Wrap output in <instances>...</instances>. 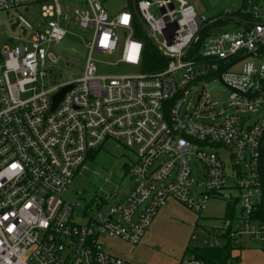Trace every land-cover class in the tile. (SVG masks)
<instances>
[{"label": "built area", "instance_id": "1", "mask_svg": "<svg viewBox=\"0 0 264 264\" xmlns=\"http://www.w3.org/2000/svg\"><path fill=\"white\" fill-rule=\"evenodd\" d=\"M38 4L44 28L34 30L20 17L19 27L32 34L17 37L14 49H0V264H137L111 253L102 237L140 244L170 198L201 213L224 192L242 203V213L208 228L213 240L205 247L229 243L235 250L248 239L264 248V224L254 219L264 185V4L245 0L234 10L243 28L211 36L217 19L187 0H137L147 32L132 6L110 14L101 0H85L74 11L75 24L92 32L82 39L83 74L49 88L51 74L62 76L52 46L69 34L60 1L0 0V13ZM138 25L155 40L165 67L99 76L95 54L143 68L146 39ZM212 82L227 90L226 99L213 97ZM69 86L53 109V97ZM109 140L134 153L133 186L83 206L65 199ZM208 147L227 151L230 174L223 156ZM192 160L205 171L198 198L191 192ZM179 264L208 263L190 251Z\"/></svg>", "mask_w": 264, "mask_h": 264}, {"label": "rangeland", "instance_id": "2", "mask_svg": "<svg viewBox=\"0 0 264 264\" xmlns=\"http://www.w3.org/2000/svg\"><path fill=\"white\" fill-rule=\"evenodd\" d=\"M59 1L64 13L61 24L69 31V34L59 45L52 46V51L60 58V64L55 69L62 70V76L55 77L51 74L45 81L47 88L82 76L88 58V50L82 39L89 41L92 36V32L80 28L74 22V11L84 7L85 0ZM101 1L110 14H119L132 6V0ZM187 1L199 14H204L212 19L234 11L243 0ZM256 1L264 4V0ZM41 14V5L39 4L0 13V49L4 47L14 49L17 37L25 38L32 34L28 31L24 32L25 29L19 27L20 17L30 22L34 30L44 28ZM68 18L71 20L69 24ZM242 28L239 23L228 21L214 25L208 29L207 33L213 36L222 32L238 31ZM118 59L119 55L108 57L95 54L94 60L98 67V75L134 76L146 73L142 67H133L123 63L111 64L117 62ZM243 64L242 62L236 65L233 70H240ZM209 91L213 97L219 100L226 99L228 95L227 90L220 83H210ZM207 149L217 151L223 156L225 171L230 174L231 160L227 151L211 147ZM134 160V153L125 148L123 144L113 140L107 141L100 150L92 154L87 160L86 169L74 179L65 199L77 201L83 206L107 193L125 192L134 184V180L129 174V168ZM192 170L193 185L191 192L193 197L198 198L204 190L202 185L205 181V171L196 160H192ZM229 204L234 206L238 216L241 215L242 203H233V200L227 198L225 192L221 196L210 198L205 203L201 213L176 199L170 198L154 217L152 225L140 244L133 245L123 239L108 236H103L102 241L109 247L111 253L137 264H179L187 252L204 248L205 240H213L207 233V229L221 225V219L227 216ZM86 222V219L82 221V223ZM196 236L198 238H195ZM244 240L242 247L234 250L241 255L240 263L237 262L236 264H247L248 262L261 264L264 261V252H262L264 248L248 239Z\"/></svg>", "mask_w": 264, "mask_h": 264}, {"label": "trees", "instance_id": "3", "mask_svg": "<svg viewBox=\"0 0 264 264\" xmlns=\"http://www.w3.org/2000/svg\"><path fill=\"white\" fill-rule=\"evenodd\" d=\"M245 2V0H243ZM225 15L230 17H239L243 18V16L240 15V12L232 11L230 13H226L220 17H225ZM219 17H214L212 19H216ZM250 19V18H245ZM227 20H223L221 22H218L215 25L226 23ZM138 29L140 31V34L143 38H145V45H146V59L143 66V69L146 73H152L156 72L158 70H161L165 67L166 60L157 52L153 44L150 40H148L145 37V34L141 27L138 25ZM262 180L264 182V164L262 168ZM232 216V215H231ZM254 219L260 221L264 224V185H263V197L262 201L259 205L258 211L254 215ZM263 248V247H262ZM233 247L228 243L223 247L220 248H210V247H204V248H197L192 250V252L201 260L205 261L208 264H236L240 261L239 257L233 256Z\"/></svg>", "mask_w": 264, "mask_h": 264}, {"label": "water", "instance_id": "4", "mask_svg": "<svg viewBox=\"0 0 264 264\" xmlns=\"http://www.w3.org/2000/svg\"><path fill=\"white\" fill-rule=\"evenodd\" d=\"M132 9H133V11H134V13H135V15H136V17H137V19H138V21H139L141 27L147 32L146 27H145V24H144L143 21L141 20V18H140V16H139V13H138V9H137V0H132ZM223 20H227V21H235V22H237V23H239V24H240V23H241V24H245L244 22L239 21V19H238L237 17H230V16L220 17V18H218L217 20H215L213 23H217V22H219V21H223ZM151 42H152V44H153L155 47H157V44H156V42H155L154 39H151ZM243 59H244V58L238 60L237 62H239V61H241V60H243ZM72 88H73L72 86L66 87V88L62 89L57 95H55V96L53 97V101H54L53 109H55V108L59 105V103L62 101V99L64 98V96H65L68 92H70V91L72 90Z\"/></svg>", "mask_w": 264, "mask_h": 264}, {"label": "crops", "instance_id": "5", "mask_svg": "<svg viewBox=\"0 0 264 264\" xmlns=\"http://www.w3.org/2000/svg\"><path fill=\"white\" fill-rule=\"evenodd\" d=\"M243 2V1H242ZM241 2V3H242ZM260 2V1H259ZM241 5V4H240ZM220 18V17H219ZM216 19H218V18H216ZM241 25V24H240ZM242 26V25H241ZM233 203H236L235 201H233ZM242 213V212H241ZM231 215L233 216V215H235V216H238L237 214H236V211H235V208H234V206L232 207L230 204H229V209H228V213H227V216L226 217H231ZM262 252H264V251H262ZM236 254H237V252H234V250H233V256H236ZM241 255L240 254H237V256L236 257H239L240 258V261H241V257H240ZM263 256H264V253H263ZM264 258V257H263ZM240 261H239V263H240ZM247 264H250L249 262L247 263ZM256 264V263H255ZM261 264H264V261L263 262H261Z\"/></svg>", "mask_w": 264, "mask_h": 264}]
</instances>
